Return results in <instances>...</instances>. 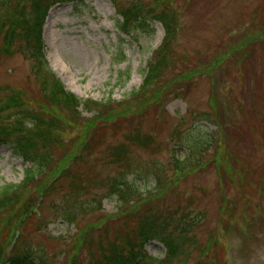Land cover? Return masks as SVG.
<instances>
[{
	"label": "rangeland",
	"instance_id": "obj_1",
	"mask_svg": "<svg viewBox=\"0 0 264 264\" xmlns=\"http://www.w3.org/2000/svg\"><path fill=\"white\" fill-rule=\"evenodd\" d=\"M137 9L164 13L174 23L172 67L149 91V98L160 96L149 105L131 94L141 89L156 51L169 35L156 20L147 22L150 27H133L126 35L118 11ZM43 38L50 68L66 89L82 100L112 99L114 104L105 113L116 115L98 124L85 112L78 122L60 115L63 146L54 148L52 172L31 191L40 200L32 222L45 219L51 223L47 228L24 223L10 239L7 231L1 232L6 257L38 250L52 264H92L107 244L133 231L137 222L124 227L123 218L149 208H180L192 218H201L194 230L199 247L188 264H264V0L61 3L50 8ZM3 45L0 38V100L11 89L22 94L31 108L43 109L31 65L21 55L6 58ZM137 131L149 138L147 148L129 140ZM88 140H94V147L87 151L83 146ZM121 145L129 148L131 162L142 169L157 166L168 176L161 192L152 175H130L141 197L122 210L116 196L101 198L108 186L105 181L122 171L113 157L114 148ZM193 146L210 149L200 167L178 174L174 158L187 159ZM69 160H74L71 169L85 184L105 182L95 190L100 209L76 224L55 221L51 208L67 190V170L61 174L63 180L56 176ZM24 168L10 147L0 148V188L21 184ZM54 182L57 192L50 191V198L48 193L41 201L40 190ZM151 195L159 196L151 200ZM136 205L138 210L131 214ZM146 250L153 258L166 257L159 242L149 243Z\"/></svg>",
	"mask_w": 264,
	"mask_h": 264
},
{
	"label": "trees",
	"instance_id": "obj_2",
	"mask_svg": "<svg viewBox=\"0 0 264 264\" xmlns=\"http://www.w3.org/2000/svg\"><path fill=\"white\" fill-rule=\"evenodd\" d=\"M82 2L83 0H0V38L4 43L2 53L6 58L21 55L29 62L31 74L40 88L39 94L45 104L43 109L35 110L25 103L22 94L11 89L12 93L9 91L6 98L0 100V148L10 147L13 155L22 159L26 166L21 184L4 185L0 188V233L7 231L9 239L15 235L19 226L24 223H34L33 209L40 200L38 201L31 191L37 187L41 178L52 172L55 166L54 148L63 146L60 140L63 129L61 117L66 116L71 121L78 122L81 114L85 112L93 116L92 122L98 124L116 115L105 113L114 104L112 99L101 102L92 99L82 100L68 91L51 70L46 57L43 32L50 8L61 3ZM118 13L122 18L120 28L128 36L131 34L129 29L133 27L136 28L138 25L150 27V24H147L150 20L158 21L166 35H169L166 43L156 51L155 62L149 65L141 89L131 94V97L138 96L149 105L154 100L155 102L160 100V96L156 94L149 98V91L167 77V72L172 67L169 55L173 20L164 13H145L144 9L133 12L119 10ZM140 14L145 15L140 17ZM122 104L124 103L118 104V107H122ZM114 111L116 109L112 110ZM129 140L142 148H147L150 143L149 138L138 131ZM92 141L94 140H88L83 148L87 151L91 150L94 147ZM209 149V147L199 149L193 146L187 159L174 158V170L184 175L197 169ZM128 150L129 148L124 145L114 148V163L121 165L122 171L118 176L105 181L108 186L104 187L106 193L101 196V198L116 196L122 204L120 210L134 205L141 197L140 187L136 180L130 182V175L134 177L145 175L146 178L152 175L157 182L156 188L161 192L168 183L164 169L161 170L157 166L150 168L144 166L142 169L141 165L131 162ZM70 160L56 176V179H62L64 174L62 177L61 174L67 170L68 176L65 178L68 182L67 190L63 192L64 196L58 203H51V208L55 221L76 224L79 218L100 209L101 204L98 202L95 190L105 182L88 181L85 184L81 176L73 173L71 163L74 160ZM139 168L141 169L138 170ZM55 186L56 182L49 188L40 190L41 201H44L48 193L50 198V191L57 192ZM159 195H151V200L157 199ZM136 208L138 210L139 207L136 205L131 214ZM180 211V208L164 211L149 208L141 215L134 213L130 219L123 218L121 224L124 227H129L131 221H136L137 227L135 226L132 232L126 231L120 241L107 244L102 249L99 259L94 256L95 262L92 264H188L193 258L194 248L199 247L194 230L201 223V218L200 216L192 218L190 212ZM50 223L51 221L46 222L43 219L36 221L34 225L38 228L41 226L47 228ZM151 242H159L163 245L166 250L164 259L149 255L146 247ZM6 247L7 245H0V264H52L51 260L45 257V253L38 250H28L29 252L26 251L25 254L15 252L6 257Z\"/></svg>",
	"mask_w": 264,
	"mask_h": 264
}]
</instances>
